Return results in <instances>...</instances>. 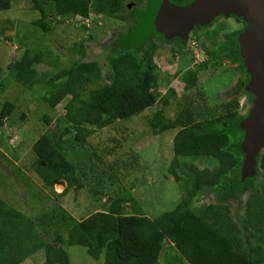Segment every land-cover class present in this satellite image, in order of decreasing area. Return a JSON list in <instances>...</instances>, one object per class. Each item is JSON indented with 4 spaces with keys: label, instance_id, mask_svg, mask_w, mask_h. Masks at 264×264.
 I'll return each instance as SVG.
<instances>
[{
    "label": "rangeland",
    "instance_id": "obj_1",
    "mask_svg": "<svg viewBox=\"0 0 264 264\" xmlns=\"http://www.w3.org/2000/svg\"><path fill=\"white\" fill-rule=\"evenodd\" d=\"M162 5L163 0H143L141 3L128 0L124 21L106 17L96 19L93 15L88 20L60 19L52 15L54 29L50 33H44L34 24L41 15L34 9L32 0H12L9 10L0 11V111L6 102L15 105L4 125H0L1 199L34 219L61 207L81 221L105 211L108 202L120 194L127 198L131 193L137 203L128 204L126 213L138 211L154 219L173 210L188 190L187 182H176L169 173L177 130L155 135L149 122L156 113L162 111L167 117L175 118L179 111L191 108L197 119H205L221 114L224 104L234 101L238 103V117L230 128L233 133H243L244 142V125L252 116L256 98L246 86L251 75L240 45L247 26L238 33L236 31L243 23L241 25L237 18H229L231 14L221 13L204 25L208 29L207 40L200 42L190 32L186 37L189 41L177 47L178 43L174 44L173 39L164 34L161 22L167 14ZM222 15L224 17H220ZM147 33L159 34L163 39L145 42L142 37ZM151 42L159 47L154 58L159 79L156 92L159 100H169L170 104L165 106L160 101L128 121L94 129L86 144L74 140V131L65 136V152L76 165V177L83 182L84 188H73L64 193L66 185L46 187L33 168L37 159L33 145L42 135H58L67 127L62 121L67 101L51 109L44 99L48 92L47 80L54 72L83 60L101 66L88 91L109 84L105 77L109 72L111 50L114 48L120 53L128 49L142 57L143 50H151ZM81 43L86 51L83 59L76 52V45ZM231 43L238 45L239 53L228 58ZM26 49L43 57V63L36 67L39 82L32 88H24L9 69L10 64L22 58ZM212 52L216 55H210ZM191 72L197 74V86L186 89L184 78ZM171 90H175V97ZM46 115L51 118L50 124L45 121ZM239 148L246 157V148L243 145ZM263 155L264 144L254 157L252 169L244 161L236 172L229 193L219 198L208 193L193 208L221 202L229 204L234 213L243 214L248 192L242 185L247 178L260 174L258 163ZM180 159L181 164L194 163L199 168L215 165L205 158ZM94 187L98 192L96 195L92 191ZM64 248L71 264H104V256L95 260L85 247L65 243ZM23 264H45V252H38ZM160 264L188 263L167 242Z\"/></svg>",
    "mask_w": 264,
    "mask_h": 264
},
{
    "label": "trees",
    "instance_id": "obj_2",
    "mask_svg": "<svg viewBox=\"0 0 264 264\" xmlns=\"http://www.w3.org/2000/svg\"><path fill=\"white\" fill-rule=\"evenodd\" d=\"M168 1L183 6L192 0ZM32 2L41 15L34 24L44 33H50L54 29L52 15L71 20H88L93 15L96 19L124 21L128 0ZM11 7L12 0H0V11ZM148 33L142 37L145 42L163 39L159 34ZM150 45L151 50H143L142 57L128 49L117 53L113 48L105 77L109 84L89 91L93 77L101 70L97 62L75 61L47 80L48 92L44 99L51 109L67 101L62 118L67 127L58 135H42L33 145L37 156L33 168L46 187L66 185L64 193L84 188L76 177V165L65 152V136L74 131V140L86 144L94 129L128 121L160 101L165 106L170 104L169 100L158 98V66L154 58L159 47L154 42ZM76 52L82 59L86 57L82 43L76 45ZM238 53V45L231 43L227 57ZM42 63L40 54L26 49L9 69L24 88H32L39 82L36 67ZM184 82L186 89L195 88L197 74L191 72ZM171 93L176 96L175 90ZM14 110L12 102L5 103L0 111V125H4ZM237 117L238 103L234 101L224 104L221 114L205 119H197L191 108L179 111L175 118L167 117L162 111L153 116L149 123L155 135L177 130L169 173L176 182L183 180L188 184L179 204L154 219L138 211L126 213L128 204L137 203L131 193L127 198L120 194L108 202L105 211L81 221L61 207L34 219L0 198V264H23L40 251L45 252V264H71L65 243L85 247L95 260L104 256V264H160L167 242L188 264H264V155L258 163L260 174L247 178L242 185L248 192L243 214L234 213L229 204L221 202L193 208L208 193L219 198L232 189L231 181L245 161L239 148L244 135L233 133L230 128ZM45 121L50 124L51 118L46 115ZM188 157L205 158L215 165L199 168L194 163L181 164L180 158ZM92 191L98 194L95 187Z\"/></svg>",
    "mask_w": 264,
    "mask_h": 264
},
{
    "label": "water",
    "instance_id": "obj_3",
    "mask_svg": "<svg viewBox=\"0 0 264 264\" xmlns=\"http://www.w3.org/2000/svg\"><path fill=\"white\" fill-rule=\"evenodd\" d=\"M162 6L163 10L169 8L173 11L197 7L201 11L203 19V22L200 21L201 25L208 23L211 17L213 18L221 13L226 15L236 14L246 21L247 28L242 33L240 45L242 57L246 60L247 70L251 75V81L246 86L256 94V98L252 116L244 125L246 135L242 145L246 148L245 165L252 169V165H255L254 157L257 155L258 149L264 144V0H210L209 2L207 0H196L195 5L190 4L185 8H180L164 0ZM159 9H162V7ZM167 15L169 14L167 13ZM164 19L165 16L161 22L162 27L167 30V26L163 23ZM196 20H198V17L190 20L189 26L185 23L180 28L179 33H185V30L190 28ZM179 25L176 28L180 27ZM180 36L182 37V35Z\"/></svg>",
    "mask_w": 264,
    "mask_h": 264
},
{
    "label": "flooded vegetation",
    "instance_id": "obj_4",
    "mask_svg": "<svg viewBox=\"0 0 264 264\" xmlns=\"http://www.w3.org/2000/svg\"><path fill=\"white\" fill-rule=\"evenodd\" d=\"M165 1H167L169 3H172V2H170L168 0H165ZM190 4H194L195 5L196 4V0H192L188 5H190ZM188 5H183V6L176 5V6H178L180 8H185ZM195 8H196L195 11H194V8L181 10V11H173V10H171L169 8L164 10L165 14H167V13L169 14L167 16L165 15V19H164L165 21L163 20L164 25L167 26V30L163 29L164 30V34L167 37H169L170 40L173 39V42H175L174 44L178 43L177 47H179V45H182V44L185 45L189 41L188 39H186V37L188 36V33H190V32H191V36L192 37L195 36V38H198L200 42L202 40H207L206 39V33H207L208 29H207V27H204L205 24L204 25L200 24L201 22H203L202 21L203 19H202L201 11L199 10V8H197V7H195ZM196 17H198V20H196L194 22V24L190 26V28L187 27L188 29L185 30V33H181L180 34L179 33L180 32V28H182V26L185 23H187V25L189 26L190 25V20H192V19H194ZM220 17H224V15H222ZM229 18H234V19L237 18L241 22V25L243 23V25L240 28V30H237L236 32L239 31L238 33H242L245 30V28L247 26V23L242 17H238L236 14H231ZM180 22H181V24L179 25ZM177 25H179L180 27L176 28ZM184 29H186V27H184ZM179 34L182 35V37ZM158 41H161V40L158 39Z\"/></svg>",
    "mask_w": 264,
    "mask_h": 264
}]
</instances>
